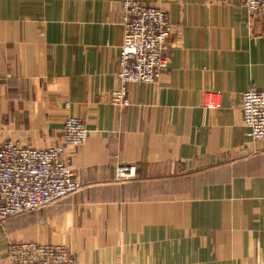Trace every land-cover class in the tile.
I'll use <instances>...</instances> for the list:
<instances>
[{
    "label": "crops",
    "instance_id": "crops-1",
    "mask_svg": "<svg viewBox=\"0 0 264 264\" xmlns=\"http://www.w3.org/2000/svg\"><path fill=\"white\" fill-rule=\"evenodd\" d=\"M121 1L0 0V147H54L68 118L89 130L67 150L82 190L0 225V264L12 241L76 264H264V143L239 108L264 91V14L247 28L242 0H131L167 14L169 64L115 108Z\"/></svg>",
    "mask_w": 264,
    "mask_h": 264
},
{
    "label": "built area",
    "instance_id": "built-area-1",
    "mask_svg": "<svg viewBox=\"0 0 264 264\" xmlns=\"http://www.w3.org/2000/svg\"><path fill=\"white\" fill-rule=\"evenodd\" d=\"M247 28L264 14V0H242ZM122 42L117 60L119 87L106 100L115 108L129 105V85L153 84L167 70L165 53L172 26L160 8L139 1L122 0ZM203 104L208 109L220 106L219 92H208ZM239 108L247 138L264 143V91L249 89L240 95ZM89 130L80 118H68L62 129L61 142L38 150L8 141L0 147V225L28 212L55 207L60 201L82 190L73 178L67 150L86 143ZM133 167L118 165L114 181L129 182ZM7 264H76L64 248L37 243H8Z\"/></svg>",
    "mask_w": 264,
    "mask_h": 264
},
{
    "label": "rangeland",
    "instance_id": "rangeland-1",
    "mask_svg": "<svg viewBox=\"0 0 264 264\" xmlns=\"http://www.w3.org/2000/svg\"><path fill=\"white\" fill-rule=\"evenodd\" d=\"M121 42H122V40H121ZM133 176H134V174H133ZM72 196V195H71ZM46 209V208H45ZM40 210H44V209H39V210H35V211H31V212H36V211H40ZM31 212H28V213H31ZM28 213H26V214H24V215H21V216H18V217H22V216H25V215H27ZM18 217H15V218H18ZM15 218H12V219H15ZM11 219V220H12ZM10 220V219H9ZM8 221V220H7ZM6 221V222H7ZM5 223V222H4ZM3 223V224H4ZM2 225V224H1ZM9 243H36V242H23V241H18V242H16V241H12V242H9ZM37 244H39V245H47V246H53V247H60L61 248V246H55V245H50V244H40V243H37ZM62 248H64V247H62ZM64 249H66V248H64ZM67 250V249H66ZM68 251V250H67ZM69 252V251H68ZM73 256V255H72Z\"/></svg>",
    "mask_w": 264,
    "mask_h": 264
}]
</instances>
